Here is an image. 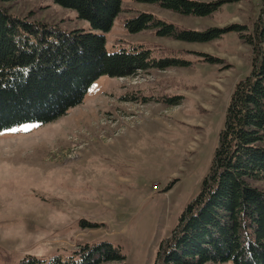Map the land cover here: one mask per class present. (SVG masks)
<instances>
[{
	"label": "rangeland",
	"instance_id": "obj_1",
	"mask_svg": "<svg viewBox=\"0 0 264 264\" xmlns=\"http://www.w3.org/2000/svg\"><path fill=\"white\" fill-rule=\"evenodd\" d=\"M194 1L221 4L196 17L122 0L104 32L54 0H0L13 16L104 35L110 53L142 46L169 62L128 78L101 77L58 120L0 132V264L66 259L101 243L125 256L102 264H159L161 244L210 173L231 95L252 69L246 39L264 10V0ZM141 13L178 31H226L205 43L155 30L132 34L126 22Z\"/></svg>",
	"mask_w": 264,
	"mask_h": 264
},
{
	"label": "trees",
	"instance_id": "obj_2",
	"mask_svg": "<svg viewBox=\"0 0 264 264\" xmlns=\"http://www.w3.org/2000/svg\"><path fill=\"white\" fill-rule=\"evenodd\" d=\"M78 11L93 29L109 31L122 0H54ZM185 16L207 17L221 3L194 0H139ZM132 34L155 30L159 37L209 42L226 30L178 31L155 15L126 22ZM247 43L250 73L231 95L209 175L160 246L159 264H264V10ZM205 62L207 60H204ZM209 63H215L213 58ZM142 46L110 53L104 35L16 17L0 7V132L20 125L48 124L80 105L91 85L104 76L128 78L154 67L165 69ZM128 97V96H127ZM129 100H131L129 98ZM120 248L86 245L68 258L28 256L20 264H102L124 262Z\"/></svg>",
	"mask_w": 264,
	"mask_h": 264
}]
</instances>
